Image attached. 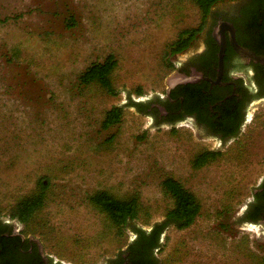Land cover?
Segmentation results:
<instances>
[{
	"label": "rangeland",
	"instance_id": "obj_1",
	"mask_svg": "<svg viewBox=\"0 0 264 264\" xmlns=\"http://www.w3.org/2000/svg\"><path fill=\"white\" fill-rule=\"evenodd\" d=\"M201 18L195 0H0V208L9 216L47 176L45 204L26 228L51 255L100 264L130 232L118 234L89 195L136 193V222L149 228L173 205L162 186L172 176L202 210L189 227L166 230L160 264H264V233L231 225L264 176V103L241 139L201 167L195 156L215 140L189 123L153 125L122 105L125 89L134 98L164 94L187 51L168 55V45ZM110 54L117 93L81 84L80 74ZM114 105L123 106L122 119L105 128Z\"/></svg>",
	"mask_w": 264,
	"mask_h": 264
},
{
	"label": "flooded vegetation",
	"instance_id": "obj_2",
	"mask_svg": "<svg viewBox=\"0 0 264 264\" xmlns=\"http://www.w3.org/2000/svg\"><path fill=\"white\" fill-rule=\"evenodd\" d=\"M197 37L200 42L194 48ZM196 38L184 51L193 50L177 62L175 78L169 82L172 86L167 84L162 96L150 99L147 115L172 126L189 123L219 146H227L241 139L257 120L253 111L264 103V63L240 53L234 45L235 41L264 55V0L218 1ZM248 210L253 217L243 221L264 227V176L253 188L243 214ZM130 232L129 242L100 264H152L149 250L129 248L137 239V232ZM0 264L72 263L48 253L24 223L0 215Z\"/></svg>",
	"mask_w": 264,
	"mask_h": 264
},
{
	"label": "trees",
	"instance_id": "obj_3",
	"mask_svg": "<svg viewBox=\"0 0 264 264\" xmlns=\"http://www.w3.org/2000/svg\"><path fill=\"white\" fill-rule=\"evenodd\" d=\"M199 6L202 18L197 27L185 28L180 31L176 40L168 45L167 54H176L187 49L192 41L196 38L199 31L205 25L207 15L211 7L222 0H195ZM117 65V60L113 54L108 55L103 61L92 62L79 76L80 83L89 85L98 83L109 94L115 95L112 73ZM172 65V64H171ZM142 91H139L141 93ZM152 100L136 101L130 98L129 104L137 109L138 112L147 115ZM124 113L123 106L114 105L105 113L102 126L105 128L117 124L121 121ZM158 115L159 111L155 109ZM157 123H161L157 121ZM221 154L218 150L204 149L194 158L193 164L201 167L219 157ZM49 178L43 176L37 182V190L30 195L21 198L9 212L11 218L17 219L26 226L35 218L40 209L44 206L47 190L49 188ZM164 192L173 199V205L169 207L162 220L156 221L145 228L138 225L136 220L139 219L142 212V203L140 197L134 193L127 197H119L109 190H98L89 195L90 201L101 211L106 213L110 222L116 227L118 234H123L126 229L137 232V239L129 246L132 250H149V257L152 264H160L157 252L162 249V239L166 230L173 226L178 229H184L194 223L201 213L202 204L194 192L189 190L184 184L172 177L167 176L162 181ZM250 210L245 212L242 220L246 217H253ZM0 215L2 209L0 208ZM150 261L147 259L146 262Z\"/></svg>",
	"mask_w": 264,
	"mask_h": 264
},
{
	"label": "water",
	"instance_id": "obj_4",
	"mask_svg": "<svg viewBox=\"0 0 264 264\" xmlns=\"http://www.w3.org/2000/svg\"><path fill=\"white\" fill-rule=\"evenodd\" d=\"M200 41H199V39H198V37H197V39L194 41V48L197 46V44L199 43ZM234 45H235V47H236V49L240 52V53H242V54H245V55H247V56H249L250 58H253L254 60H256V61H260V62H263L264 63V55H257V54H254L252 51H250V50H248V49H246V48H244V47H241V46H239L235 41H234ZM193 49H188L186 52H185V54L183 55V57L182 58H184L185 56H186V54L188 53V52H190V51H192ZM175 76V73H171L170 75H168L167 76V78H166V81H165V83H166V85L168 84L169 85V87L170 86H172V84H170L169 82L173 79V78H175L174 77ZM183 79H185V80H191V78L190 77H185V78H183ZM169 90V89H168ZM158 95H161L162 96V94H159V93H153L152 95H150V96H147V97H144V98H134L133 96H132V94L130 93V91H129V89H125V101H124V103L122 104V105H130L129 104V102H130V98L131 99H134V100H136V101H147V100H150V99H154L155 97H157ZM153 118V117H152ZM152 124L153 125H163V124H168V123H157L156 121H155V119L153 118V120H152ZM196 132H197V135L199 136V138H209V137H206L205 135H203V134H201L200 133V131H198L197 129H196ZM229 144V143H228ZM226 146L224 145L223 147L222 146H219L216 142H215V145H214V148L213 149H217V150H221V149H223V148H225ZM254 187H256V186H254ZM254 187H252V190H253V188ZM246 208V207H245ZM243 213H244V210L237 216V217H235L233 220H232V222H231V225L233 226V227H240V228H259L263 233H264V227L263 226H261V225H258V224H252V223H246V222H244L243 220H242V216H243ZM3 216H6V217H8L7 215H3ZM138 225H141V224H139L138 222H136ZM144 227V226H143ZM150 228V227H149ZM129 232H130V230H129ZM165 235V234H164ZM130 237H132V233L130 232ZM163 240H164V237H163V239H162V244H163ZM159 258V257H158ZM160 260V259H159Z\"/></svg>",
	"mask_w": 264,
	"mask_h": 264
}]
</instances>
